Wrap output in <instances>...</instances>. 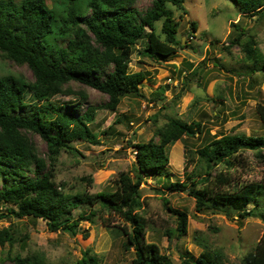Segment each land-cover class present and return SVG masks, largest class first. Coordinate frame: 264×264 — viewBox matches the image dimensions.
<instances>
[{"label": "trees", "instance_id": "16d2710c", "mask_svg": "<svg viewBox=\"0 0 264 264\" xmlns=\"http://www.w3.org/2000/svg\"><path fill=\"white\" fill-rule=\"evenodd\" d=\"M50 7L46 0H0V56L18 65H27L33 80L7 74L0 76V205L7 207L5 217L18 219L32 217L46 222L50 232H69L76 235L81 221L101 219L108 222L104 212L118 214L126 223L118 227L126 238L125 250L132 251L131 264H173L155 242L147 241L149 220L143 213L140 187L147 174L163 180L162 184L175 192L187 191L195 198L196 208L202 211L212 205L219 211H234L240 219L263 217L264 208L259 199L264 198V184L251 182L241 187L224 189L214 185L229 184V174L218 173L213 183L208 178L197 181L192 174L187 182H170L169 147L186 138L201 137L204 133L200 122L189 123L171 119L157 130L147 143H135L137 168L134 174L122 173L114 192L73 197L64 194V184L56 182L55 172L63 152L75 151V141L98 145L90 129L96 108L89 106L80 116L75 112L87 104L86 92L75 91L71 83H78L108 96L105 109L116 111L121 99L130 95L143 97L141 88L147 74L130 73L133 50L141 37L148 35V44L141 55L154 60L166 59L183 47L178 38L179 21L173 8L184 10V0H153L151 8L142 13L135 8L137 0H85V12L77 1L62 0ZM245 16L256 15L264 19V0H233ZM64 12L63 15L60 13ZM160 22L161 32L157 31ZM238 28L237 24H232ZM194 31L197 23L192 22ZM193 37V36H191ZM240 39L235 43L240 44ZM248 60L261 59L253 39L245 42ZM113 66V70L108 68ZM264 70V66L259 71ZM257 73V71H254ZM264 78V73L260 74ZM57 96L75 97L70 105L53 101ZM34 103L28 104L27 98ZM264 124V108L258 107ZM194 127L197 129L194 130ZM208 135L210 132L207 131ZM38 135L47 145V154H40L31 135ZM185 153L189 157L186 145ZM262 136L227 135L213 138L199 153L206 161L207 177L220 164L232 168L241 151H254L262 155ZM185 155V157H186ZM191 158H189V161ZM33 175V177L30 176ZM210 182V183H209ZM213 184V186H212ZM261 194V195H260ZM260 196V197H259ZM100 199V200H99ZM100 201L101 208L95 207ZM168 205L167 200H165ZM254 204L252 210L247 207ZM177 219L179 236L188 234V215L168 205ZM80 211V212H77ZM109 226V225H106ZM165 235L172 238L173 231ZM89 234L86 232L84 238ZM202 252L197 258H183V264H226L220 249L212 248L204 239L196 238ZM11 228L0 229V245H13ZM16 264H47L45 256L33 255L11 258ZM77 264H98L89 251L83 252ZM240 264H264V237L254 253L245 256Z\"/></svg>", "mask_w": 264, "mask_h": 264}, {"label": "rangeland", "instance_id": "374dc122", "mask_svg": "<svg viewBox=\"0 0 264 264\" xmlns=\"http://www.w3.org/2000/svg\"><path fill=\"white\" fill-rule=\"evenodd\" d=\"M46 1L50 7L63 2ZM152 2L137 0L135 8L144 13L151 8ZM76 4L85 11V0ZM173 11L180 24L177 36L183 41V47L177 48V52L166 59L154 60L141 55L148 44L147 34L151 31L147 28V34L140 38L133 50L129 72L147 74L141 88L143 97H123L118 109L110 111L105 109L109 101L107 95L91 87L71 83L75 91L86 92L89 96L87 104L78 109L75 116L82 115L89 106L96 108L90 129L99 144L75 141L71 145L76 152L61 154L55 177L58 184H64V194L76 197L114 192L117 188L115 181L120 174H134L137 168L132 145L147 143L171 119L200 122L204 133L201 137L186 138L169 147L167 170L170 182H187L190 186L189 177L197 174L200 175L197 181L208 178L213 183L215 176L222 172L229 174L231 187L215 181L216 188L233 189L251 182L264 184V149L262 155L250 150L241 151L232 168L220 164L214 167L210 177L205 175L207 164L199 153L213 138L227 135L264 138V124L258 114V107L264 108V78L260 76L264 70L259 71L264 66V19L243 15L240 5L233 0H184V10L174 7ZM82 14L88 17L90 11ZM192 22L197 23L196 31ZM232 24H237L238 28ZM161 26L158 22L159 33ZM238 39L240 44L235 43ZM248 39L255 41V48L261 54L257 62L248 60L245 46ZM201 46L203 53L199 52ZM108 70L112 71L113 66ZM7 74L33 80V73L27 65L9 62L0 56V76ZM53 101L60 105L77 102L75 97L67 96H57ZM27 102L30 105L34 100L28 97ZM31 137L40 154L46 157V143L38 135ZM184 145L188 148L189 157ZM30 176L33 177L32 174ZM162 182L152 174L144 178L140 187L143 208L139 213L149 220L147 241L158 244L173 264H183L184 257L194 259L199 256L202 248L197 245L196 238L220 249L226 264H240L246 255L254 253L264 237V211L260 212L263 217L245 220L237 217L233 210L225 213L212 205L198 211L195 198L187 191L175 192ZM3 184L0 180V189ZM99 200L95 204L98 209L101 208ZM165 200L174 210L188 215L186 236L181 237L176 231L177 219L168 210ZM259 201L264 208V198ZM7 207L10 206L0 205V215L7 214ZM253 208L254 204H251L247 210ZM103 216L109 226L104 225L101 219L93 224L81 221L76 235L50 232L42 219L5 217L0 221V229L11 228L15 242L12 246L0 245V264H16L11 261L16 255H44L47 264H77L85 251L96 257L98 264H131L133 250H125L126 238L119 234L118 229L126 223L113 212H104ZM168 229L173 231L170 239L165 235ZM86 232L89 234L87 239L83 237Z\"/></svg>", "mask_w": 264, "mask_h": 264}, {"label": "water", "instance_id": "95a60500", "mask_svg": "<svg viewBox=\"0 0 264 264\" xmlns=\"http://www.w3.org/2000/svg\"><path fill=\"white\" fill-rule=\"evenodd\" d=\"M199 52L203 53V46L200 47Z\"/></svg>", "mask_w": 264, "mask_h": 264}]
</instances>
